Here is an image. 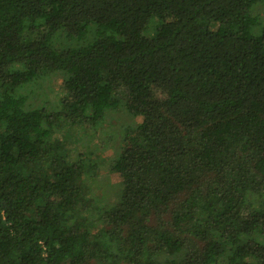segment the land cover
<instances>
[{"label": "trees", "instance_id": "obj_1", "mask_svg": "<svg viewBox=\"0 0 264 264\" xmlns=\"http://www.w3.org/2000/svg\"><path fill=\"white\" fill-rule=\"evenodd\" d=\"M258 3L0 0V264H264ZM105 122L114 159L67 150Z\"/></svg>", "mask_w": 264, "mask_h": 264}, {"label": "rangeland", "instance_id": "obj_2", "mask_svg": "<svg viewBox=\"0 0 264 264\" xmlns=\"http://www.w3.org/2000/svg\"><path fill=\"white\" fill-rule=\"evenodd\" d=\"M253 8L255 9L256 14H260V18H261V23L259 25H256L253 31L255 33H260L264 29V3H258L254 5ZM258 10H260V13ZM62 85H63L62 75L55 74L52 77V80L45 83L42 87H39L38 84H36V86H33V85L30 86L29 88H34L35 91L40 92L42 94L41 98L39 99L31 96L30 98V103L32 102L31 105L33 104V106H37V104L43 102L44 104L48 103V105L49 103H53L52 105H55V107H57V105L59 104L58 100L59 98H61L60 95L62 94V90H63ZM27 91H28V88L24 90L26 94H27ZM29 93L30 91L28 92V94ZM118 116L120 119L117 118L114 120V122L116 123V125H121V123L123 125V123L126 120V116L125 115H118ZM106 123L107 122L100 125L97 129H94L96 130L95 135L97 137L93 136L92 132H89L88 130H85V129H83L82 132L78 133V135H77V132H75L73 138L71 139L70 143L66 147L68 148L67 150H70V149L75 150L76 151L75 153H77L78 151L83 152L82 154L86 161H88V157L90 154L92 158L91 160H96L98 155H101L102 153H104L103 155L107 159L109 160L114 159L117 154L115 149L120 144L119 141H120L121 135L119 131H117V128L115 126L111 124H106ZM114 131L115 132L117 131L116 134L118 133L119 135H115ZM102 146L107 148V150L104 149L102 152L101 151V149L103 148ZM97 175H98L97 182L94 185L95 192H93L95 195L94 198H95V201L100 199L99 202L103 204L104 202H108L109 196H111L114 193V189L111 192H109L108 189L112 185L118 184V182L120 181V175L118 173L111 172L108 164H103L101 167V170L98 171ZM101 186H105L106 188L103 190ZM110 201L114 202L115 198L110 199ZM104 225L106 224L104 223L100 224L99 227L95 229V231H104L106 229V226Z\"/></svg>", "mask_w": 264, "mask_h": 264}]
</instances>
